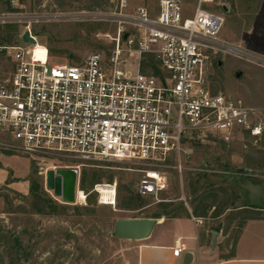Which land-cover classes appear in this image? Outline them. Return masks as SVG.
Listing matches in <instances>:
<instances>
[{"label":"built area","instance_id":"obj_1","mask_svg":"<svg viewBox=\"0 0 264 264\" xmlns=\"http://www.w3.org/2000/svg\"><path fill=\"white\" fill-rule=\"evenodd\" d=\"M192 1L160 0L151 6L118 0L103 11L85 12L84 18L115 31L97 33L109 46L80 63L53 62L46 49L43 59L35 56L39 44L31 26L40 16L14 7L0 10V27L21 23L35 40L23 42L24 30L17 44L0 42V134L25 154L142 164L137 192L169 201L162 197L170 185L165 168L171 160L182 169L186 140L264 134V107L208 85L215 57L246 53L222 37L223 14L205 7L213 0ZM102 186L112 187L116 203V184H97L95 191ZM81 192L85 204L87 194ZM193 219L203 224L202 218ZM181 252L176 241L173 254Z\"/></svg>","mask_w":264,"mask_h":264},{"label":"rangeland","instance_id":"obj_2","mask_svg":"<svg viewBox=\"0 0 264 264\" xmlns=\"http://www.w3.org/2000/svg\"><path fill=\"white\" fill-rule=\"evenodd\" d=\"M16 1L14 5L11 0H0V10L14 7L28 15L40 16L39 21L33 22L31 31L39 44L34 54L42 59L46 49L53 62L80 63L91 52L109 46L105 39L96 37L97 33L115 31L106 22L84 18V13L103 11L118 0ZM128 1L132 5L155 6L160 0ZM205 7L223 14L222 37L240 45L246 53L215 57L209 66L208 85L214 92L234 94L247 104L264 107V0H213ZM24 30L21 23L1 26L0 42L17 44ZM1 157L9 160L8 165L13 169L25 173H20L23 177H15L14 171L6 166L9 177L5 184H0V264H136L139 241L113 235L114 223L120 218H146L154 212H163L162 203H170L168 210L179 215L195 206L201 210L212 204L207 217L202 218L203 223L210 229L217 224L221 226L220 247L226 254L232 251L246 216L264 220V209L234 208L248 203L242 188L240 195L235 191L234 185L239 184L237 175L242 179L253 178L264 187V134L255 138L243 133L228 140L194 135L186 140L181 153L182 169L175 168L171 160L165 168L170 178L169 188L162 195L169 200L165 202H156L137 192L145 168L142 164L54 153L25 154L17 151L13 142L2 134ZM77 166L79 191L83 172L87 181L94 174L97 181L85 188V204L77 200L78 203L66 204L47 188V172ZM0 167H3L1 162ZM201 174L209 175L215 186L198 188L192 193L191 183ZM18 180H28L29 188L24 191L7 185ZM32 182L39 184L44 197L61 206L59 213H49L48 208L40 211L41 205L29 191ZM97 184H116L114 205L100 202L94 189ZM137 195L144 199L143 204L120 208V204ZM214 211H219L220 216L213 218Z\"/></svg>","mask_w":264,"mask_h":264},{"label":"crops","instance_id":"obj_3","mask_svg":"<svg viewBox=\"0 0 264 264\" xmlns=\"http://www.w3.org/2000/svg\"><path fill=\"white\" fill-rule=\"evenodd\" d=\"M0 184H5L9 167L15 177H23L18 170L13 169L9 160L0 158ZM15 189L29 188L28 180L14 181L7 184ZM25 193V192H24ZM178 217L162 216L155 225L151 235L136 244V264H183L187 252L193 254L190 264H264V220L251 219L246 222L232 251L228 254L221 250L222 234L218 236L217 246L212 248L213 228L196 224L191 210ZM203 218V217H199ZM176 241L182 252L175 256L173 249Z\"/></svg>","mask_w":264,"mask_h":264},{"label":"water","instance_id":"obj_4","mask_svg":"<svg viewBox=\"0 0 264 264\" xmlns=\"http://www.w3.org/2000/svg\"><path fill=\"white\" fill-rule=\"evenodd\" d=\"M127 34L124 35V38ZM23 42L34 44L35 40L30 36V32L25 30L21 34ZM240 76V73L237 74ZM79 169L75 167H62L47 172L46 186L49 190H53L54 195L61 198L66 204L76 202V190L79 180ZM240 187L246 192L248 204L264 209V187L261 183L253 178H241L237 175ZM159 222L157 218H120L115 221L113 227V235L120 239L128 240H144L147 239L155 225ZM220 230L216 229L212 232V248L217 246ZM193 254L187 252L183 259V264H190Z\"/></svg>","mask_w":264,"mask_h":264},{"label":"trees","instance_id":"obj_5","mask_svg":"<svg viewBox=\"0 0 264 264\" xmlns=\"http://www.w3.org/2000/svg\"><path fill=\"white\" fill-rule=\"evenodd\" d=\"M152 66H154L153 63H152ZM146 70L147 69H145V71ZM154 71L156 72L157 70L154 69ZM201 175L199 178H197V180H195L191 183L190 187H192V193H196L198 188H202L205 186H206V188L207 187L213 188L215 186V183L212 181V179L209 178V175H207V174H201ZM96 181H97L96 174L93 175L91 180L87 181L86 173L83 172L81 175V184H80L81 186L80 187L82 190H85V188L88 186L92 187L96 183ZM234 186H235V191L237 192L238 195H240L239 194V189H241L240 185L237 184ZM29 191L37 199L36 200L37 204L41 205L42 208L40 209V211L44 210L45 208H48L49 213H59L61 206L59 204H57L56 202H54L52 199L44 197L39 184L32 182L30 184ZM143 203H144V199L141 198L139 195H137L135 198L131 197L127 203L120 204V208L130 209L131 207H135V206H138L139 204L141 205ZM170 205H171L170 203H162L160 206H161V208H163V212H154L151 215L147 216L146 218H160L162 216L178 217L179 214H177V213L171 214V210H168V207ZM211 207H212V204H208V205L202 207V209L200 210L199 206H195V208L192 210V214L195 217L205 218V217H207V212ZM239 207H242L244 209H261V208L255 207V206H251L248 203L240 205V206H235L234 208H239ZM219 216H220L219 211H214L212 213L213 218H217ZM251 219H257V218L254 216H246L244 218V221L240 225V230L238 231V234H237V237H236L234 244L236 243V241H237V239L241 233V230L244 227V225L246 224V222L248 220H251ZM213 229L214 230H216V229L220 230L221 226L219 224H217L213 227Z\"/></svg>","mask_w":264,"mask_h":264},{"label":"bare ground","instance_id":"obj_6","mask_svg":"<svg viewBox=\"0 0 264 264\" xmlns=\"http://www.w3.org/2000/svg\"><path fill=\"white\" fill-rule=\"evenodd\" d=\"M98 192H99V199H100V202L102 204H112L114 205V200H113V190H112V187H108V186H102L98 189ZM84 193H82L81 191H79L77 193V198L76 200L79 202V203H82L84 202Z\"/></svg>","mask_w":264,"mask_h":264}]
</instances>
